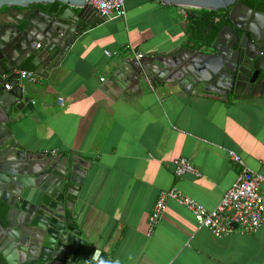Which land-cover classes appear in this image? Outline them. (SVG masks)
<instances>
[{"label":"crops","instance_id":"0c3cea01","mask_svg":"<svg viewBox=\"0 0 264 264\" xmlns=\"http://www.w3.org/2000/svg\"><path fill=\"white\" fill-rule=\"evenodd\" d=\"M192 10L126 0L121 17L78 38L46 78L25 83L33 110L11 127L13 141L79 184L67 217L107 264H264V221L252 234L214 237L166 198L147 226L158 195L171 190L212 209L240 171L229 152L262 175L264 194L263 102L110 78L125 58L198 49L186 21ZM177 158L197 176H174Z\"/></svg>","mask_w":264,"mask_h":264},{"label":"water","instance_id":"95a60500","mask_svg":"<svg viewBox=\"0 0 264 264\" xmlns=\"http://www.w3.org/2000/svg\"><path fill=\"white\" fill-rule=\"evenodd\" d=\"M166 6L224 11L227 25L211 44L157 57L125 58L111 77L175 84L185 93L264 104V1L154 0ZM0 264H107L68 219L78 185L43 154L14 143L11 127L33 110L24 91L3 86L26 70L46 78L72 44L107 18L86 0H0ZM53 171L55 173H53Z\"/></svg>","mask_w":264,"mask_h":264},{"label":"built area","instance_id":"2783aa9c","mask_svg":"<svg viewBox=\"0 0 264 264\" xmlns=\"http://www.w3.org/2000/svg\"><path fill=\"white\" fill-rule=\"evenodd\" d=\"M126 0H86L88 6L97 10L107 19H116L123 15ZM108 56L107 52H104ZM38 82V76L26 70L16 71L15 77L4 84L5 91L14 85L20 91H24L25 83L34 85ZM53 154V152H51ZM230 161L240 167V171L230 188L225 191L210 210L205 209L190 199L171 190L160 193L148 216L147 226L150 229L158 222L165 211L164 201L172 199L182 205L192 216L199 227L206 228L214 237L229 234H252L264 221V194L259 191V185L263 181L261 174L245 167L237 156L228 153ZM264 167V162H262ZM173 175L178 177L183 174L197 176L188 160L177 158L172 161Z\"/></svg>","mask_w":264,"mask_h":264},{"label":"trees","instance_id":"16d2710c","mask_svg":"<svg viewBox=\"0 0 264 264\" xmlns=\"http://www.w3.org/2000/svg\"><path fill=\"white\" fill-rule=\"evenodd\" d=\"M246 3L252 2L251 5L257 0H242ZM264 1V0H262ZM188 30L198 40H205V44L209 45L215 38L217 32L225 24L224 13L218 11H201L192 10L191 13L186 15Z\"/></svg>","mask_w":264,"mask_h":264},{"label":"flooded vegetation","instance_id":"af4514ba","mask_svg":"<svg viewBox=\"0 0 264 264\" xmlns=\"http://www.w3.org/2000/svg\"><path fill=\"white\" fill-rule=\"evenodd\" d=\"M238 1H240L242 4H244V5H246V6L250 7V8H253L254 5H255L256 3H258V2H263L262 0H257V1H255V2L253 3V5H251V4H252L251 1H250L249 3H246V2H244V1H242V0H238ZM4 10H5V8H1V9H0V13H2ZM223 13H224V11H223ZM224 20H225V24H224L222 27H224V26L227 25V22H226V14H225V13H224ZM222 27H221V28H222Z\"/></svg>","mask_w":264,"mask_h":264}]
</instances>
